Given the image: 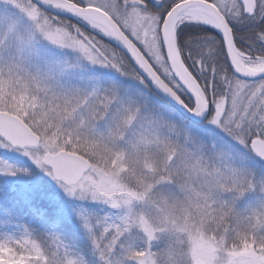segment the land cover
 <instances>
[{"label":"snow or ice","instance_id":"snow-or-ice-1","mask_svg":"<svg viewBox=\"0 0 264 264\" xmlns=\"http://www.w3.org/2000/svg\"><path fill=\"white\" fill-rule=\"evenodd\" d=\"M0 264H264V0H0Z\"/></svg>","mask_w":264,"mask_h":264}]
</instances>
